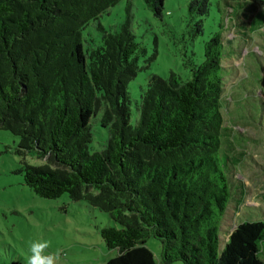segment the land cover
Returning <instances> with one entry per match:
<instances>
[{
  "label": "trees",
  "instance_id": "16d2710c",
  "mask_svg": "<svg viewBox=\"0 0 264 264\" xmlns=\"http://www.w3.org/2000/svg\"><path fill=\"white\" fill-rule=\"evenodd\" d=\"M120 1L0 0V129L18 136L22 152L57 165L24 164L25 184L40 197L68 193L109 213L116 226L103 227L101 237L118 254L105 264H264V220L242 222L220 248L233 188L242 187L233 158L222 153V61L232 44L223 33L229 21L253 28L254 20L237 21L248 22L241 13L252 14L253 5L218 0L224 26L205 42L203 62L187 81L174 72L152 75L132 124L128 86L144 49L129 21L104 30L96 47L83 41L89 22ZM144 2L163 15L165 0ZM210 6L189 0L198 34ZM99 112L110 136L103 150L90 152ZM151 236L161 243L160 261L146 246Z\"/></svg>",
  "mask_w": 264,
  "mask_h": 264
},
{
  "label": "rangeland",
  "instance_id": "374dc122",
  "mask_svg": "<svg viewBox=\"0 0 264 264\" xmlns=\"http://www.w3.org/2000/svg\"><path fill=\"white\" fill-rule=\"evenodd\" d=\"M217 1L211 0L210 13L202 18L203 31L199 34L196 28L200 17L189 14V0H165L161 17L155 16L144 0H121L84 28V46L91 49L101 44L104 30L116 32L129 21L144 49L138 54V73L128 86L132 124L139 119L138 105L152 75L169 78L174 72L187 81L192 77V65L203 62L205 42L224 26L223 10H218ZM227 1L246 2L255 10H247L250 15L241 13L248 22L237 19L247 26L254 20L253 28L245 31L229 21L223 33L224 43L232 40V44L227 46L222 61L226 128L222 153L233 158V179L242 187L233 188L221 223L220 248L242 222L264 220V0ZM219 6L224 8L221 2ZM225 8L232 10L231 6ZM243 31L247 35H242ZM100 119L101 112L91 121L90 152L103 150L110 136ZM19 142L18 136L0 129V264H27L32 255L30 245L41 241L48 242L44 254L58 253L56 264H105L116 256L118 251L108 249L101 237L103 227L116 226L111 215L85 200L73 201L68 193L55 199L35 194L24 182V164L57 165L22 152ZM146 246L160 261V241L151 236ZM259 254L264 261V242Z\"/></svg>",
  "mask_w": 264,
  "mask_h": 264
},
{
  "label": "clouds",
  "instance_id": "9594fccd",
  "mask_svg": "<svg viewBox=\"0 0 264 264\" xmlns=\"http://www.w3.org/2000/svg\"><path fill=\"white\" fill-rule=\"evenodd\" d=\"M47 247V241L33 242L29 248L32 255L28 258L27 264H56L59 259L58 253L44 254Z\"/></svg>",
  "mask_w": 264,
  "mask_h": 264
}]
</instances>
